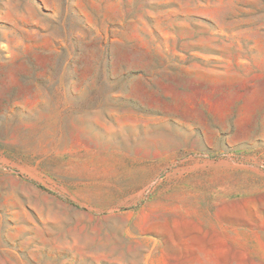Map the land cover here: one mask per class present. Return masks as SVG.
Returning <instances> with one entry per match:
<instances>
[{"label": "rangeland", "instance_id": "rangeland-1", "mask_svg": "<svg viewBox=\"0 0 264 264\" xmlns=\"http://www.w3.org/2000/svg\"><path fill=\"white\" fill-rule=\"evenodd\" d=\"M0 264H264V0H0Z\"/></svg>", "mask_w": 264, "mask_h": 264}]
</instances>
